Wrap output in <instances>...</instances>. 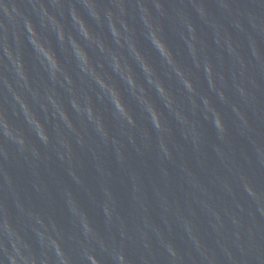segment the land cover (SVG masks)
I'll use <instances>...</instances> for the list:
<instances>
[{
    "label": "water",
    "instance_id": "95a60500",
    "mask_svg": "<svg viewBox=\"0 0 264 264\" xmlns=\"http://www.w3.org/2000/svg\"><path fill=\"white\" fill-rule=\"evenodd\" d=\"M53 244L264 264V0H0V262Z\"/></svg>",
    "mask_w": 264,
    "mask_h": 264
},
{
    "label": "clouds",
    "instance_id": "9594fccd",
    "mask_svg": "<svg viewBox=\"0 0 264 264\" xmlns=\"http://www.w3.org/2000/svg\"><path fill=\"white\" fill-rule=\"evenodd\" d=\"M161 44H163L164 47L167 48V45L165 44L163 40H161ZM159 49H161V47H159ZM215 123L217 127L223 128L222 122L218 116L216 117ZM39 135L43 139L47 140V134L43 131L42 127H41ZM87 251L89 255L83 256L85 260H87L88 262L90 261V264H103L102 260L99 257H97L94 254V252L88 249ZM54 252L59 255V260L57 264H73L72 257L65 251L64 248H61L58 245H54ZM113 260L115 261V264H125L124 256L122 253H119V252L113 253ZM0 264H2V262H0ZM15 264H18V262H15ZM25 264H50V257L48 256L37 257L33 255L30 260L25 261Z\"/></svg>",
    "mask_w": 264,
    "mask_h": 264
}]
</instances>
